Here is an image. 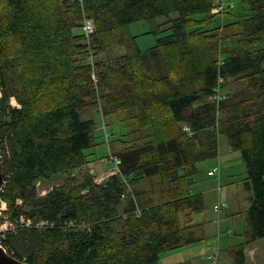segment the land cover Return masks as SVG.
Listing matches in <instances>:
<instances>
[{
	"label": "trees",
	"instance_id": "obj_1",
	"mask_svg": "<svg viewBox=\"0 0 264 264\" xmlns=\"http://www.w3.org/2000/svg\"><path fill=\"white\" fill-rule=\"evenodd\" d=\"M215 1L0 0V198L18 219L2 239L8 253L31 264H157L161 252L204 239L202 223L179 214L204 209L191 185L224 133L252 191L249 229L233 248L245 264L247 244L264 237V0H244L245 14L213 26ZM143 20L156 36L146 50L129 28ZM113 48L124 51L107 63ZM221 77L245 85L217 103ZM95 114L120 171L40 195L38 180L91 161ZM114 122L125 131L110 141Z\"/></svg>",
	"mask_w": 264,
	"mask_h": 264
},
{
	"label": "rangeland",
	"instance_id": "obj_2",
	"mask_svg": "<svg viewBox=\"0 0 264 264\" xmlns=\"http://www.w3.org/2000/svg\"><path fill=\"white\" fill-rule=\"evenodd\" d=\"M225 14L214 16L213 26L232 22L247 12L244 0H224ZM232 4V8L229 5ZM214 13V12H212ZM178 16V12L158 16L157 22H165ZM205 14H197L203 18ZM130 31L137 36L136 40L142 50H146L156 43V36L150 32L151 25L147 21H136L129 25ZM123 48H113L103 53L102 59L107 63H114L123 53ZM245 85L244 80L228 79L222 82V91L227 93ZM0 96L2 93L0 92ZM12 104L14 99H10ZM95 142L96 145L87 149L91 160L88 164L73 170L69 174L58 173L49 180H38L36 187L40 195L49 189L60 185L70 177L92 175L97 182H103L109 174L112 164L108 160L109 145L105 138L104 124L99 114H95ZM120 131H125L124 125L114 122L107 126L110 141L114 140ZM115 132L116 135L112 133ZM220 161V162H219ZM220 163L221 176L210 175L209 171ZM104 177L102 180L100 177ZM248 169L241 151L232 148L228 137L219 134L218 155L197 163V173L191 185L193 193H201L204 198V209L193 212L189 216L180 213L182 224L202 223L204 239L193 244L161 252L157 264H238L233 248L245 239V231L249 229L247 210L251 205L252 191L247 184ZM226 205L219 212L214 209L218 202ZM219 220V222H218ZM245 264H264V237L247 244L245 249Z\"/></svg>",
	"mask_w": 264,
	"mask_h": 264
},
{
	"label": "built area",
	"instance_id": "obj_3",
	"mask_svg": "<svg viewBox=\"0 0 264 264\" xmlns=\"http://www.w3.org/2000/svg\"><path fill=\"white\" fill-rule=\"evenodd\" d=\"M229 7H232V4L229 5ZM214 13H223L225 11V2L224 0H216L215 4L211 10ZM83 29L85 31V33L88 35L89 33H91L93 31V23L91 20L87 19L85 20ZM222 82H223V78H219L218 81V85L216 87V92L214 94V100L219 103L221 100H223L226 95L225 93L222 91ZM187 130H189V128L186 127ZM108 160L110 161V163L112 164V167L109 170V175L117 173L120 171V164H121V159L120 158H116L113 156H110L108 158ZM210 175H217L218 180H220V176H221V166L220 163L213 167L210 171H209ZM6 182V180H5ZM4 182V184H5ZM3 184V186H4ZM3 190V187L0 189V191ZM226 205L225 202H218L214 205V209L217 210L220 214V211L222 210V208ZM8 210V204L5 200L0 198V246L3 247L5 250L6 248L3 246V242L2 239L5 237V232L8 230H15L16 228V224L18 223V219L17 220H11L9 217V214L7 213ZM219 221V220H218ZM19 222L21 224H25V225H30L31 224V220L27 219L23 216L20 217ZM39 224H44L43 222H40ZM38 224V225H39Z\"/></svg>",
	"mask_w": 264,
	"mask_h": 264
},
{
	"label": "water",
	"instance_id": "obj_4",
	"mask_svg": "<svg viewBox=\"0 0 264 264\" xmlns=\"http://www.w3.org/2000/svg\"><path fill=\"white\" fill-rule=\"evenodd\" d=\"M6 175L2 170V162L0 159V189L6 180ZM0 264H31L24 260L14 257L12 254L8 253L3 247L0 246Z\"/></svg>",
	"mask_w": 264,
	"mask_h": 264
},
{
	"label": "crops",
	"instance_id": "obj_5",
	"mask_svg": "<svg viewBox=\"0 0 264 264\" xmlns=\"http://www.w3.org/2000/svg\"><path fill=\"white\" fill-rule=\"evenodd\" d=\"M220 162V161H219ZM109 176V174L106 176V177H108ZM101 178V180L104 178L103 176L102 177H100ZM219 216H220V214H219ZM219 222V221H218ZM198 223V222H197Z\"/></svg>",
	"mask_w": 264,
	"mask_h": 264
}]
</instances>
